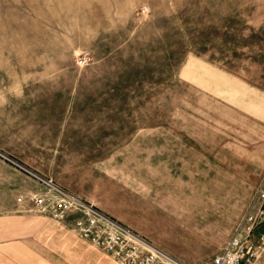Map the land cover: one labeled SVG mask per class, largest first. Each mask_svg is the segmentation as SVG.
I'll return each mask as SVG.
<instances>
[{
    "label": "rangeland",
    "instance_id": "obj_1",
    "mask_svg": "<svg viewBox=\"0 0 264 264\" xmlns=\"http://www.w3.org/2000/svg\"><path fill=\"white\" fill-rule=\"evenodd\" d=\"M0 152L203 264L264 191V0H0ZM37 187L0 156V227Z\"/></svg>",
    "mask_w": 264,
    "mask_h": 264
},
{
    "label": "built area",
    "instance_id": "obj_2",
    "mask_svg": "<svg viewBox=\"0 0 264 264\" xmlns=\"http://www.w3.org/2000/svg\"><path fill=\"white\" fill-rule=\"evenodd\" d=\"M0 156L37 181V189L31 190L27 196L20 194L19 201L28 198L34 211L47 214L57 222H65L70 218L74 231L81 238L111 255L119 264H186L154 246L136 230L100 207L1 152ZM263 225L264 191L261 188L249 203L224 248L203 264H264V231L256 233Z\"/></svg>",
    "mask_w": 264,
    "mask_h": 264
},
{
    "label": "crops",
    "instance_id": "obj_3",
    "mask_svg": "<svg viewBox=\"0 0 264 264\" xmlns=\"http://www.w3.org/2000/svg\"><path fill=\"white\" fill-rule=\"evenodd\" d=\"M34 212L21 215V225L0 227V264H101L93 258L94 246L73 232L70 218L60 223Z\"/></svg>",
    "mask_w": 264,
    "mask_h": 264
},
{
    "label": "bare ground",
    "instance_id": "obj_4",
    "mask_svg": "<svg viewBox=\"0 0 264 264\" xmlns=\"http://www.w3.org/2000/svg\"><path fill=\"white\" fill-rule=\"evenodd\" d=\"M170 255V254H169ZM178 261V260H177Z\"/></svg>",
    "mask_w": 264,
    "mask_h": 264
}]
</instances>
